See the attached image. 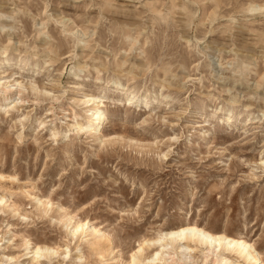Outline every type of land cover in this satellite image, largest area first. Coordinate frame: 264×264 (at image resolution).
Listing matches in <instances>:
<instances>
[{
    "label": "rangeland",
    "instance_id": "1",
    "mask_svg": "<svg viewBox=\"0 0 264 264\" xmlns=\"http://www.w3.org/2000/svg\"><path fill=\"white\" fill-rule=\"evenodd\" d=\"M2 60L0 264H126L188 223L264 256V0H0Z\"/></svg>",
    "mask_w": 264,
    "mask_h": 264
},
{
    "label": "bare ground",
    "instance_id": "2",
    "mask_svg": "<svg viewBox=\"0 0 264 264\" xmlns=\"http://www.w3.org/2000/svg\"><path fill=\"white\" fill-rule=\"evenodd\" d=\"M4 27H6V25ZM0 63V66L9 65V62L6 60H2ZM19 69L23 70L22 67H19ZM16 82L18 83V81ZM117 84V82H110L107 83L106 86H114L118 91L119 88ZM128 90L129 89H127V91ZM101 98L102 97L99 95L84 94V100L82 102L86 105V114L89 115L86 125L81 128L82 131L84 130L85 134L97 132L106 121V110ZM129 100L128 98L127 101ZM4 101H6V98ZM129 103H131V101ZM76 128L77 126H72V130ZM67 134L68 133H65L64 135ZM69 136H71V133H69ZM3 177L4 176L0 174V178ZM4 200V197H0V204H2ZM85 225L86 223L84 222H77L73 229V234L83 230ZM93 231L97 233L96 228H93ZM88 235L90 236V234ZM102 237L105 238L106 235ZM151 244H158L156 252L153 255L152 253L143 255V246L146 245L152 249ZM51 250L52 249L47 246L37 247V253L49 252ZM95 250L99 253L101 251V246L99 245ZM197 255L201 257V260L197 258ZM167 259L176 264H264L263 253L246 237L242 235H228L224 232L215 233L204 227L190 223L162 232L158 234L155 240H146L143 245H140L139 249L133 253L131 261L126 264H151L155 263L156 260L166 261Z\"/></svg>",
    "mask_w": 264,
    "mask_h": 264
}]
</instances>
